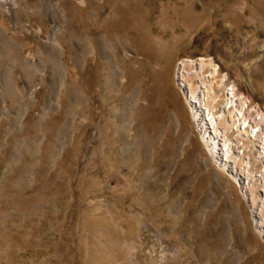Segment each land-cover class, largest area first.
<instances>
[{"label":"rangeland","instance_id":"374dc122","mask_svg":"<svg viewBox=\"0 0 264 264\" xmlns=\"http://www.w3.org/2000/svg\"><path fill=\"white\" fill-rule=\"evenodd\" d=\"M192 87L264 113V0H0V264H264L260 129L219 167Z\"/></svg>","mask_w":264,"mask_h":264},{"label":"bare ground","instance_id":"6f19581e","mask_svg":"<svg viewBox=\"0 0 264 264\" xmlns=\"http://www.w3.org/2000/svg\"><path fill=\"white\" fill-rule=\"evenodd\" d=\"M202 63H203V61H201V64ZM206 65H208L207 67H209V70H211L212 73H217L218 68L212 61H210ZM201 67H203V64L201 65ZM35 68H36V66H35ZM181 68H184V67L181 66ZM221 79H222L221 83L223 84L225 79H226V76L221 75ZM207 83H208L207 80L204 79L203 84L207 85ZM190 86H193V85H190ZM227 90H228L229 97L227 98L226 101L228 104L229 102H231V99H233V97L236 95V93L234 92L233 87L228 88ZM227 90H226V92H227ZM203 92H204V90H201L199 87H194V88L192 87L191 89H188L185 92L186 96H187V100H188L190 107H191L192 116L195 120L196 127H197L198 131L200 132L201 138H202L203 142L205 143V145H206L208 151L210 152L211 156L213 157L215 163L217 165H219V167L223 168L224 170L230 169V168H227V166L228 167H230V166L228 165L229 161H226V160H229V158L231 157L230 156L231 149L232 148L234 149L236 147L235 145H233L234 141H236L235 142L236 145L239 143V141H237L238 139L235 140V139L229 138V136L227 135V129H228L229 125L227 126L228 123L224 122V121H226L225 118L223 121L224 122L223 127L221 128L222 131L220 130L219 127L215 126L214 121L212 119H210L209 115L211 114L210 110L213 108L212 104H213V100L216 97V95L212 94L210 96L211 100L209 99L210 101L207 103L205 100V97H206V93H208V92H206V93L205 92L203 93ZM209 92H210V90H209ZM224 97H226V96H224ZM246 100L241 96H239L237 98V104H235V106H233V109L230 110L231 115L232 114L233 115H232V122L231 123L229 122L231 124V126L229 128H231L233 126H237L238 122H240L241 123L240 124L241 129H243V126L245 127L250 122L251 123V125H250L251 126L250 127L251 134L254 135L257 132V130L260 129V132L258 134H256V136L259 140H263L264 139V113L262 112L261 109H258L255 113H251L250 112L251 110L250 111L248 109L246 110L245 109V106L247 103ZM232 102H233V100H232ZM247 132L250 133L249 130H247ZM252 141H254V140H252ZM230 142H232V143H230ZM237 147H239V146H237ZM232 169H233V167H231V171H232ZM232 172L234 173L235 178L238 180V178H237L238 173H236L235 171H232ZM248 177H249V175H248ZM257 209L261 213L264 211V206L263 207L262 206L257 207ZM254 212H255V210H254ZM258 220L262 224H264L263 215H260ZM258 223L259 222H257V224Z\"/></svg>","mask_w":264,"mask_h":264},{"label":"built area","instance_id":"2783aa9c","mask_svg":"<svg viewBox=\"0 0 264 264\" xmlns=\"http://www.w3.org/2000/svg\"><path fill=\"white\" fill-rule=\"evenodd\" d=\"M40 88V86L38 85V86H35L34 88H33V90H36V89H39Z\"/></svg>","mask_w":264,"mask_h":264}]
</instances>
